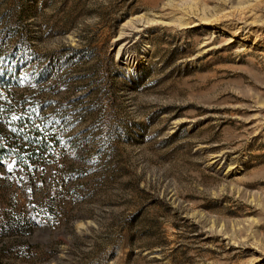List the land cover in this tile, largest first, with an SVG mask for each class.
I'll return each instance as SVG.
<instances>
[{"label":"rangeland","instance_id":"1","mask_svg":"<svg viewBox=\"0 0 264 264\" xmlns=\"http://www.w3.org/2000/svg\"><path fill=\"white\" fill-rule=\"evenodd\" d=\"M4 68L1 264H264V0H0Z\"/></svg>","mask_w":264,"mask_h":264},{"label":"trees","instance_id":"2","mask_svg":"<svg viewBox=\"0 0 264 264\" xmlns=\"http://www.w3.org/2000/svg\"><path fill=\"white\" fill-rule=\"evenodd\" d=\"M12 81V78H11V76H10V73H9V71L6 69V68H4V69H1L0 70V86H4V85H6V84H9L10 82ZM2 149L0 148V151H1ZM66 241V240H65ZM130 241H131V239H130ZM1 264V263H0Z\"/></svg>","mask_w":264,"mask_h":264}]
</instances>
